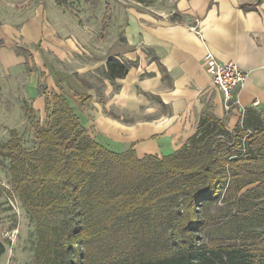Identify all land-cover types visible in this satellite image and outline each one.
<instances>
[{"label": "trees", "instance_id": "trees-1", "mask_svg": "<svg viewBox=\"0 0 264 264\" xmlns=\"http://www.w3.org/2000/svg\"><path fill=\"white\" fill-rule=\"evenodd\" d=\"M129 68L111 58L105 74L113 80ZM46 102L49 120H36L34 147L15 128L0 143L11 193L50 233L36 264H264V125L229 129L204 117L173 153L139 157L93 137L65 93ZM22 107L33 112L26 100ZM231 222L240 231L233 238L212 234ZM6 250L0 241V257Z\"/></svg>", "mask_w": 264, "mask_h": 264}, {"label": "crops", "instance_id": "crops-1", "mask_svg": "<svg viewBox=\"0 0 264 264\" xmlns=\"http://www.w3.org/2000/svg\"><path fill=\"white\" fill-rule=\"evenodd\" d=\"M107 3L111 6L109 23L99 35L108 40L100 43L101 48L74 33L57 34L47 24L41 29L39 22L34 23L33 37H28L24 25L20 31L27 39L22 46L30 55L15 53L2 38V61L7 66L21 65L31 57L50 86L51 66L45 56L49 46L52 51L55 47V54L72 57L80 49L88 52L85 64L57 72L76 95L74 110L81 123L98 141L118 152L132 147L139 157L171 154L196 133L204 117L220 119L229 129L239 122L247 129L264 125V0H134L135 5L124 7L117 39H110L116 13ZM107 17L105 5L102 22ZM33 39H43L47 49H34ZM89 46L96 48L90 49L92 54ZM207 50L248 72L244 85L234 90L236 101L230 108L206 69ZM111 58L129 64L124 77L106 76ZM88 71L94 82L77 79L75 72ZM58 86L56 92H63ZM38 91L32 96L40 108L49 92Z\"/></svg>", "mask_w": 264, "mask_h": 264}, {"label": "rangeland", "instance_id": "rangeland-1", "mask_svg": "<svg viewBox=\"0 0 264 264\" xmlns=\"http://www.w3.org/2000/svg\"><path fill=\"white\" fill-rule=\"evenodd\" d=\"M107 1L111 2L114 13H116L114 18L116 21H112L114 33L110 39H117L118 24L120 23L122 12L125 11L124 7L135 5L134 0H0V23H5L1 28L4 32L6 31L4 33L0 29V38L5 39V45H8V47L11 45L15 53L23 51V46L27 42L25 35L20 33L23 25L28 37L29 35L33 37L35 33L34 23L38 24L41 22V29L43 25L47 24L51 28H55L57 34H68V36H71V33H74L77 38L85 39L90 44L89 40H94L96 46L101 48L103 45L100 43L108 40V38H100L99 35L104 24L101 17ZM28 20L29 22L25 23ZM36 28L38 29V27ZM83 34L87 35L84 36ZM32 42L34 49L44 48L45 42L43 39H33ZM22 44L24 45L22 46ZM1 46L3 45L0 44ZM93 47L90 48L89 46V52L90 49H96L95 46ZM44 49L47 48L45 47ZM49 49L50 46L45 56L48 66H51L49 69L52 76L50 77V86L46 84V81L42 80V74H39V68L36 63L35 65L33 64L31 57L28 58V66L25 63L20 65L17 62H14L12 66H7L2 61L5 58V53L0 52V143L8 140L11 130L15 128L21 134L26 146L29 148L34 147L36 120L40 119L43 124L49 120L46 97L44 96V105L42 104L40 108H37L35 98L32 96L35 89L39 90L38 93L49 92L46 96L50 98L53 93L59 91L55 87L59 85V89L66 94L74 109L77 98L75 100L73 98L76 95L69 88L68 83L60 79L62 76L58 75L57 71L65 73L64 70H70L71 65L75 66L77 63L85 64L90 54L80 49L76 57H72L70 54H64L63 52L55 54V47H51L53 51ZM90 53L92 54V52ZM29 68H32L33 72H28ZM97 72L100 73L101 70ZM75 74L77 79L85 83L88 81L94 82L95 80L91 71L81 72V74L75 72ZM54 82L55 84H53ZM24 100L27 101L33 110L32 113L23 109ZM11 190L8 161L0 159V241L7 246L6 252L0 257V264H36L39 258L38 250H41L43 243L41 235H47L48 237L50 233L48 229L38 230L36 220L21 205L18 197L13 195ZM219 206V204L218 206L216 205V202L212 204V211L216 212ZM224 207L225 205H221V209ZM39 217L42 222L53 225L61 224V216L42 214ZM239 232L235 224L231 222L216 226L212 234L233 238Z\"/></svg>", "mask_w": 264, "mask_h": 264}, {"label": "built area", "instance_id": "built-area-1", "mask_svg": "<svg viewBox=\"0 0 264 264\" xmlns=\"http://www.w3.org/2000/svg\"><path fill=\"white\" fill-rule=\"evenodd\" d=\"M193 29L197 30L195 25ZM206 69L212 75L214 83L220 88L227 108L236 101L234 90L241 88L248 77V72L235 61H221L207 50L204 55Z\"/></svg>", "mask_w": 264, "mask_h": 264}]
</instances>
